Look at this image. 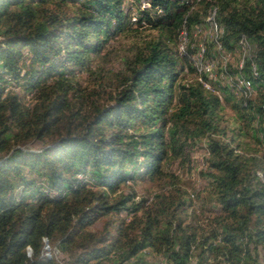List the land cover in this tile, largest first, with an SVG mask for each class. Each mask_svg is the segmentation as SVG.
Returning <instances> with one entry per match:
<instances>
[{"label": "trees", "instance_id": "16d2710c", "mask_svg": "<svg viewBox=\"0 0 264 264\" xmlns=\"http://www.w3.org/2000/svg\"><path fill=\"white\" fill-rule=\"evenodd\" d=\"M133 2L0 0V264H150L146 250L165 264H263L264 0ZM213 7L223 49L255 46L242 72L257 92L227 95L228 108L181 78L188 59L173 48ZM201 141L198 206L170 167ZM145 178L150 198L132 187ZM43 239L66 258L44 257Z\"/></svg>", "mask_w": 264, "mask_h": 264}, {"label": "rangeland", "instance_id": "374dc122", "mask_svg": "<svg viewBox=\"0 0 264 264\" xmlns=\"http://www.w3.org/2000/svg\"><path fill=\"white\" fill-rule=\"evenodd\" d=\"M127 2H129L130 4H134L133 0H127ZM143 2L140 5L141 8H143ZM135 6L136 4H134V7ZM198 8L199 4H194V9ZM208 16L209 11L205 15L204 24L195 25L189 33L187 32V30H185V32L187 33L185 35L186 51L184 53H180L179 51V46L183 42L181 36L182 30L180 31L179 41L177 42V45L173 48L177 50V53L179 55H185V57H187L188 59V62L185 63L184 70L181 73V78H183L184 81H190L195 78L202 84V81L206 80V82L210 86H213V90L211 91L216 92L219 95L222 103L225 104L226 108H228V103L225 99L227 95H229L230 99L232 100L234 98H245V92L247 95V89L246 87H243V83L246 81V75L244 74V72H242V70L244 69L245 58L249 57L250 54L253 53L255 46L252 43L247 42V44H244V46H240L238 44L232 51H227L223 49V47L219 49L215 41L216 39L220 40L223 28L219 26L217 20L215 21L216 23L210 22V20L208 21ZM133 20L134 18H132V21ZM214 24L218 25V31L215 29ZM220 27L222 31H220ZM142 36L148 38L151 36V33L148 30H145L144 32H142ZM128 39L129 38L122 37V40L120 41L127 42ZM135 40L138 41L137 38H135ZM118 62L119 60L117 56H114L112 58L111 63L114 66L118 67ZM189 67L193 69V72H189ZM207 72L212 73V75L208 76ZM240 81L242 82V84ZM253 88L254 89L252 90L251 95L254 96L257 90L254 86ZM14 90H17L24 95V93H22V91L18 89V87H15ZM24 99L27 102H30L31 94L29 93L28 95H25ZM228 110L229 109H227V114H229ZM34 147L37 148L38 145L34 144ZM206 156L207 150L204 142L201 141L191 152V162L188 166H180L178 162H175L172 163L170 167L171 170L179 176L181 180V185L186 188L189 193V197L193 200L195 205L198 204V206L201 202V200H198V195L200 193L199 197L202 198V200L204 199L203 197H205L206 195L204 189L206 188L208 183L207 179L201 175V171L205 170L207 165L205 162ZM132 187L135 189L138 197L144 196L149 198L152 196L153 190L155 189V185L146 178L138 180L132 185ZM211 214L212 213L209 209L204 214V216L210 217L212 216ZM121 216L124 217L125 215L122 214ZM202 219L204 218L199 217L198 223H202V221L204 222L205 219ZM104 221L105 219L103 221H98V223L95 224L94 228H101ZM42 249V255L46 258H51L52 256H55L56 259H58L59 261L63 258H66L64 254H61V252L57 251L54 247L50 246L47 239H43ZM30 253L31 252L29 251V254ZM196 253H198V251H196ZM142 255L145 260L150 264H165V259L163 256H154L150 253L149 250L143 251ZM257 256L259 262L264 264V249L262 247H259L257 249ZM196 260L197 256L192 259V263H195ZM124 264H136V262L134 259H131L130 261ZM203 264L218 263L217 260L214 259L212 256L206 255L205 262H203Z\"/></svg>", "mask_w": 264, "mask_h": 264}, {"label": "built area", "instance_id": "2783aa9c", "mask_svg": "<svg viewBox=\"0 0 264 264\" xmlns=\"http://www.w3.org/2000/svg\"><path fill=\"white\" fill-rule=\"evenodd\" d=\"M199 0H185V2H188V3H190V4H192V6H194V4H196L197 2H198ZM150 6V4L148 3V2H143V8H148ZM216 16H217V8L216 7H213L210 11H209V16L207 17V20L209 21L210 20V22H213V23H216L215 21H216ZM214 27H215V29L218 31V25L217 24H214ZM185 28H183L182 29V31H181V36H182V39H183V42L180 44V46H179V51H180V53H184L185 51H186V44H185V40H186V38H185V35H186V33L187 32H185ZM220 31H222L221 30V27H220ZM223 33V32H222ZM185 38V39H184ZM247 40L245 39V38H241L240 40H239V42H238V44L240 45V46H244V44L246 45L247 44ZM215 43L217 44V47L220 49V48H222V43L220 42V40H217L216 39V41H215ZM208 74V76L210 75H212V73H210V72H207ZM252 74L254 75V76H257V71H256V67H255V65L252 63ZM203 82V86L205 87V88H207V89H209V90H213V86H210L207 82H206V80L205 81H202ZM241 82V81H240ZM241 84H242V82H241ZM244 85H243V87H246V89H247V95H246V92H245V97H249L251 94H252V90L254 89L253 88V84H252V82L250 81V80H248V79H246V81L243 83ZM249 95V96H248ZM258 173V175H260L261 176V173L260 172H257Z\"/></svg>", "mask_w": 264, "mask_h": 264}]
</instances>
